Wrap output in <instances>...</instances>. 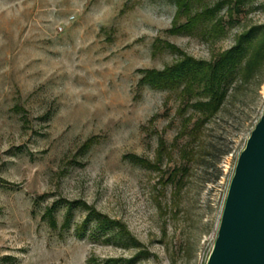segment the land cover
I'll return each mask as SVG.
<instances>
[{"label":"rangeland","instance_id":"374dc122","mask_svg":"<svg viewBox=\"0 0 264 264\" xmlns=\"http://www.w3.org/2000/svg\"><path fill=\"white\" fill-rule=\"evenodd\" d=\"M175 11L172 0H0V264H206L264 83L225 102L174 185L178 99L140 79L178 51L208 61L230 48L264 24V0L219 40L171 34ZM159 138L173 154L157 156Z\"/></svg>","mask_w":264,"mask_h":264},{"label":"trees","instance_id":"16d2710c","mask_svg":"<svg viewBox=\"0 0 264 264\" xmlns=\"http://www.w3.org/2000/svg\"><path fill=\"white\" fill-rule=\"evenodd\" d=\"M176 8L171 34L197 33L204 39L219 40L226 29L239 24L248 4L256 0H172ZM183 23H178L180 18ZM168 49L177 52L168 45ZM179 60L162 71L143 72L140 84L151 89L175 93V112L179 128L172 146L178 152V165L169 172L167 181L179 184L193 163L203 158L204 133L225 102L234 93L264 83V24L251 25L235 38L230 48L210 60H197L178 51ZM174 149V148H173ZM166 141L159 138L157 156L173 154ZM229 150L222 152L227 155ZM88 223V222H87ZM84 229V226H82Z\"/></svg>","mask_w":264,"mask_h":264},{"label":"water","instance_id":"95a60500","mask_svg":"<svg viewBox=\"0 0 264 264\" xmlns=\"http://www.w3.org/2000/svg\"><path fill=\"white\" fill-rule=\"evenodd\" d=\"M206 264H264V112L238 155Z\"/></svg>","mask_w":264,"mask_h":264}]
</instances>
